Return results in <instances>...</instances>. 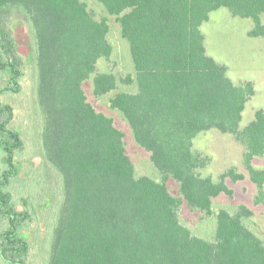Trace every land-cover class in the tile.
Returning <instances> with one entry per match:
<instances>
[{
	"label": "trees",
	"instance_id": "1",
	"mask_svg": "<svg viewBox=\"0 0 264 264\" xmlns=\"http://www.w3.org/2000/svg\"><path fill=\"white\" fill-rule=\"evenodd\" d=\"M97 1L130 44L136 73L122 81L138 85L136 92H118L111 106L123 113L161 179L136 176L124 132L83 87L96 73L95 95L117 88L114 73H97L98 60L113 51L109 17L98 18L85 0H0V95L16 92L23 76L20 42L6 27L16 16L26 23L34 51L42 152L62 177L45 264H264V239L248 226L254 212L246 205L234 213L218 210L212 239L193 234L180 215L186 203L212 214L214 198L233 196L227 178H245L234 167L218 181L201 173L212 159L194 140L211 129L243 144L245 167L259 190L256 203L264 202V169L253 166L264 155V108L240 126L255 84L235 83L227 66L207 53L201 31L210 13L225 7L251 18L250 35L264 37V0ZM12 115V106L0 100V258L27 264L30 239L23 227L33 213L27 199L15 201L9 190L24 147L10 127Z\"/></svg>",
	"mask_w": 264,
	"mask_h": 264
},
{
	"label": "rangeland",
	"instance_id": "2",
	"mask_svg": "<svg viewBox=\"0 0 264 264\" xmlns=\"http://www.w3.org/2000/svg\"><path fill=\"white\" fill-rule=\"evenodd\" d=\"M98 18L109 17L110 31L108 39L113 47L109 59L100 58L97 62V73L112 72L118 78L117 88L103 95H95L93 73L83 84L88 100L94 107L112 118L118 128L125 134V146L131 157L137 177L149 176L160 180L161 176L153 165L150 153L140 146L123 113L111 106V100L118 92H136V82L125 84L122 78L127 75L135 76V64L131 54L129 42L122 37L121 26L113 16H109L104 5L97 0H85ZM7 32L14 34L20 42L16 59L23 72L19 80L20 87L16 92L0 95V100L13 108L11 129L19 132L24 147L19 151L16 160L19 175L10 183V191L15 201L22 202L27 199L33 213V219L24 225L29 234L30 251L27 264H45L48 258L51 234L57 206L62 201L61 175L47 164L42 152L40 128L41 116L35 99V65L34 51L31 48L29 30L23 19L13 16L7 24ZM254 28L251 18L234 16L221 7L210 13L208 21L201 25L205 36L207 53L216 61L228 68L229 77L235 82L252 81L255 84L256 94L247 103L243 112L240 126H247L254 118L256 112L264 108V37L250 35ZM18 65V66H19ZM195 148L211 157L208 167L201 169L204 176H212L219 180L222 173L230 168H236L245 178L233 181L227 178L228 186L233 189V196L225 193L213 199V213L197 211L188 204H184L180 215L181 221L189 226L193 234L212 239L217 228L216 213L221 208L236 212L241 205H246L254 216L247 222L254 232L264 239V202L256 203L259 193L257 185L252 181L249 171L244 164L245 147L238 142L231 133H223L211 129L198 135ZM2 153L0 151V157ZM1 165V161H0ZM256 169H264V155L253 159ZM169 188L175 195H179V187L171 181ZM18 209H23L21 205ZM0 228L3 220L0 219ZM0 264L5 262L0 258Z\"/></svg>",
	"mask_w": 264,
	"mask_h": 264
}]
</instances>
